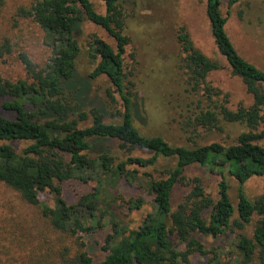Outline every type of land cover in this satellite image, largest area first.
Returning a JSON list of instances; mask_svg holds the SVG:
<instances>
[{
    "label": "trees",
    "instance_id": "trees-1",
    "mask_svg": "<svg viewBox=\"0 0 264 264\" xmlns=\"http://www.w3.org/2000/svg\"><path fill=\"white\" fill-rule=\"evenodd\" d=\"M100 1L104 13L97 12L90 0H28L15 11L41 28L50 48V57L41 67L27 54H18L25 79L0 77V97L5 98L1 105L13 114L0 115V183L33 207L46 224L35 233L19 222L18 227L27 232L20 242L27 264H93L90 248L83 241L69 256V249L61 248L54 234L92 236L106 225L100 246L105 255L99 264H188L193 255L205 257L206 264H221L219 242L227 237L234 255L226 263L264 264V194L250 199L243 190L248 179L264 176V145L260 143L264 138V70L234 46L225 30L222 0H205L210 32L218 53L231 75L242 82L251 103L228 107V94L206 81L208 73L222 65L198 50L186 27L180 26L176 41L183 55L180 68L185 75L188 123L193 130H222V123L242 124L246 130L232 144L216 141L193 146L171 144L163 135H146L134 125L133 93L123 65L128 41L123 33L125 0ZM227 1L231 6L241 0ZM85 21L104 29L116 44L114 48L91 34L87 53L97 60L90 78L104 76L109 82L106 94L115 105L109 115L118 117L117 122H106V111L87 103L90 86L76 75L80 52L76 33ZM10 52L11 43L2 39L0 56ZM14 143L24 146L17 150ZM134 149L149 155L133 154ZM160 161L162 169L156 168ZM195 163L218 174L215 200L200 178L184 175ZM227 175L238 184L234 205ZM69 179L94 185L89 193L69 202L62 195V183ZM121 182L135 183L151 196L150 211L135 228L122 224L110 208ZM179 182L190 188L172 208V192ZM41 191L52 195L51 205L39 200ZM129 203L131 209H138L144 201L138 197ZM248 226L250 234L245 233ZM197 235L209 237L213 243L208 247ZM54 248L61 249L48 254Z\"/></svg>",
    "mask_w": 264,
    "mask_h": 264
},
{
    "label": "rangeland",
    "instance_id": "rangeland-1",
    "mask_svg": "<svg viewBox=\"0 0 264 264\" xmlns=\"http://www.w3.org/2000/svg\"><path fill=\"white\" fill-rule=\"evenodd\" d=\"M0 1V41L7 38L11 43V52L0 56V77L10 81L25 79L26 74L17 58L18 54H27L32 62L41 67L50 57V48L44 43L43 32L34 21L16 15L17 7L27 5L28 0ZM90 1L97 12L104 13V5L100 0ZM122 7L125 14L123 33L128 39L123 54V65L127 85L133 93L134 125L146 135H163L174 145L193 146L216 141L223 144L234 143L237 135L246 130L242 124L222 123V130H193L192 125L188 123L190 112L186 106L184 92L185 75L180 68L183 55L176 41V32L180 26L186 27L193 45L198 50L222 65L220 69L208 73L206 81L228 94V107L235 109L239 104L248 106L251 103V96L245 91L242 82L238 77L231 75L226 61L218 53L205 14V0H125ZM220 9L227 18L225 30L239 53L264 70V0H241L231 6L227 0H222ZM91 34L115 48L114 39L104 29L89 21L81 23L76 33L80 46L75 61L76 75L78 79H85L90 86L87 103L101 106L107 113L106 122H117L118 117L109 115L115 111V105L110 104L106 94L110 87L108 80L104 76L90 78L97 62L91 60L87 53ZM4 99L0 97V115L12 117L13 114L1 105ZM116 108H120L118 103ZM260 143L264 145V138ZM14 145L20 150L24 143ZM132 153L149 155L148 152L137 149ZM126 154L125 152L123 155ZM162 163L160 161L156 168L162 169ZM172 163L169 161V166ZM184 175L187 178H200L206 193L214 200L217 198L218 174L211 173L195 163L185 169ZM226 178L234 205L238 184L233 177L227 175ZM93 185L92 181L85 183L69 179L62 183V195L69 202H74L81 195L89 193ZM189 188L190 186L183 182L175 185L172 192V208L183 199ZM116 190L117 199L110 207L114 217L130 228L137 227L144 215L150 211L151 196L135 183L121 182ZM243 190L250 199L264 194V176L251 177L244 183ZM38 197L40 201L52 204V195L47 191L39 192ZM138 197L143 199V205L141 208L131 209L129 202ZM19 222L35 233L46 225L33 207L24 203L15 191L0 183V264H27L20 248V242L24 241L27 232L18 227ZM108 226L106 225V229ZM106 229L96 230L92 236L86 237L82 233L69 237L54 236L61 248L69 249V256L77 252L80 240L83 241L87 248H90L93 264H99L105 255L100 246L103 245ZM245 233H251L250 226L246 228ZM197 237L208 247L213 243L209 237ZM219 245L224 256L221 258V264H228L226 258L234 255L230 238L221 239ZM61 248H54L48 254H55ZM188 264H206V259L193 255Z\"/></svg>",
    "mask_w": 264,
    "mask_h": 264
}]
</instances>
